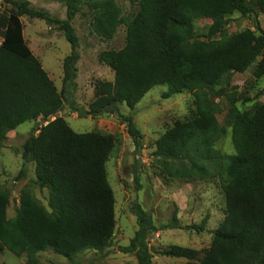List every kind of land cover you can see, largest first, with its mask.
Here are the masks:
<instances>
[{
  "label": "trees",
  "instance_id": "16d2710c",
  "mask_svg": "<svg viewBox=\"0 0 264 264\" xmlns=\"http://www.w3.org/2000/svg\"><path fill=\"white\" fill-rule=\"evenodd\" d=\"M57 1L66 9L63 21L31 9L28 1L2 0L9 7H0V149L8 133L20 125L38 119L45 123L32 130L22 145L21 159L33 163L35 184L49 191L50 209L25 187L15 216L8 219L11 194L0 184V253L41 264L38 254L45 251L72 261L86 251L111 247L115 197L106 164L116 137L75 133L59 114L69 106L79 118L119 115L121 106L133 111L149 91L165 87L163 99L190 94L195 111L186 120L175 121L154 142L156 168L163 176L185 182L216 180L225 213L207 249L170 246L156 255L186 264H264V103L240 110L236 104L245 105L249 99L238 100L236 93L229 95L221 87L231 75L252 67L255 80L264 77V30L259 24L255 31L226 32L233 14H264V0H125L138 9L132 18L123 17L116 0ZM83 9L96 37L110 41L119 27L126 31L122 49L98 55L113 80L95 84L87 109L76 107L72 99L80 60L72 22ZM22 17L44 21L70 45L62 62L60 92L26 45ZM203 19L211 24L198 34L195 23ZM213 94L229 102L224 125L217 120L222 109L212 102ZM121 118L139 155L142 134L132 116ZM228 129L234 149L230 155L215 149ZM23 177L24 168L16 180ZM139 179L135 174V183ZM132 212L137 230L119 252L134 256L137 264H153L148 248V238L156 231L153 218L137 204ZM170 228L182 229L176 213ZM184 229L200 232L203 227Z\"/></svg>",
  "mask_w": 264,
  "mask_h": 264
},
{
  "label": "rangeland",
  "instance_id": "374dc122",
  "mask_svg": "<svg viewBox=\"0 0 264 264\" xmlns=\"http://www.w3.org/2000/svg\"><path fill=\"white\" fill-rule=\"evenodd\" d=\"M28 1L35 11H45L51 18L61 21L66 18L65 6L57 0H16ZM123 17L132 18L137 13V7L131 6L125 0H116ZM2 9L9 6L0 0ZM83 9L72 22L76 36L79 39L80 60L77 63L76 86L72 96L75 106L87 109L95 96V84L99 81H112L113 73L98 60V55L106 50L118 51L125 45L126 31L121 26L114 38L104 41L91 32L90 17L83 15ZM227 34L246 29L255 31L258 23L264 30V14L255 17L253 14L242 16L233 14L228 19ZM23 37L32 54L39 60L49 79L57 91L62 87V62L70 53V45L63 34L56 28H51L44 21L22 17ZM211 24L210 20H199L195 23L198 34H202ZM253 67L244 74H233L223 87L229 95L236 93V98H247L245 105L237 103L240 110L250 109L264 103V77L255 80ZM165 87H155L136 105L133 111L125 106L119 108V115L104 116L93 120L79 118L66 106L59 114L75 133L100 132L116 137V144L106 164L107 180L115 197L116 227L111 247L103 252L86 251L69 261L45 251L38 254L41 264H137L134 256L122 254L119 247H125L137 230V221L132 212L134 205L152 216L156 231L148 238V248L153 255V264H186L185 260L165 258L156 255L157 251L170 246H179L201 252L207 249L212 241L215 230L222 222L225 213V201L216 180L185 182L163 176L156 168L153 153L154 142L175 121H183L191 117L195 111L193 98L190 94H177L169 99H163ZM212 102L218 104L222 113L217 115L220 125L225 124V116L229 107L226 98H218L213 94ZM132 116L135 126L142 134L140 154L135 153L132 139L127 133V126L122 122V116ZM38 119L35 122L24 123L14 132L7 135V140L0 149V184L11 194L7 217L15 216L19 205L20 192L29 187L42 206L48 207L49 191L36 185L33 163L24 164L21 159L22 145L29 138L32 130L44 125ZM222 154H233L230 130L215 146ZM24 177L16 180L21 169ZM139 176L135 183L134 175ZM177 214L179 229H171L172 216ZM202 226L200 232L185 230L184 227ZM201 256V255H200ZM0 264H26L25 257H16L4 251L0 253Z\"/></svg>",
  "mask_w": 264,
  "mask_h": 264
},
{
  "label": "crops",
  "instance_id": "0c3cea01",
  "mask_svg": "<svg viewBox=\"0 0 264 264\" xmlns=\"http://www.w3.org/2000/svg\"><path fill=\"white\" fill-rule=\"evenodd\" d=\"M12 132H14V131H12ZM9 133H11V132H9ZM9 133H8V134H9Z\"/></svg>",
  "mask_w": 264,
  "mask_h": 264
}]
</instances>
